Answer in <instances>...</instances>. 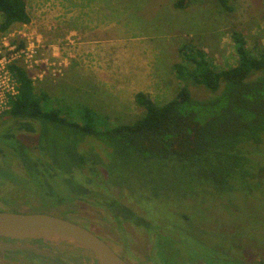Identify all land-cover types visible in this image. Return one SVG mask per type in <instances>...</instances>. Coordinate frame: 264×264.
<instances>
[{
	"label": "trees",
	"instance_id": "16d2710c",
	"mask_svg": "<svg viewBox=\"0 0 264 264\" xmlns=\"http://www.w3.org/2000/svg\"><path fill=\"white\" fill-rule=\"evenodd\" d=\"M191 1L176 0L174 6ZM215 1L232 11L229 0ZM0 13L1 32L30 21L24 0H0ZM232 39L237 55L232 66L215 68L201 49L183 52L189 66H174L183 81L177 94L155 103L137 92L142 114L115 125L97 123L86 105L76 119L73 105H49L28 73L11 64L18 93L0 115V178L20 183L44 210L84 201L108 211L119 224L153 232L160 264H170L163 250L173 248L174 238L158 231L162 226L151 219L147 203L165 199L163 204L190 225V211L171 208L193 190L201 187L195 195L204 200L205 189L213 190L224 208L228 203L222 198L250 194L249 183L263 179L264 165L255 154L264 149V52L250 51L238 32ZM87 138L96 147H83ZM15 160L23 178L13 171Z\"/></svg>",
	"mask_w": 264,
	"mask_h": 264
},
{
	"label": "rangeland",
	"instance_id": "374dc122",
	"mask_svg": "<svg viewBox=\"0 0 264 264\" xmlns=\"http://www.w3.org/2000/svg\"><path fill=\"white\" fill-rule=\"evenodd\" d=\"M24 1L30 21L10 29L40 41L44 60L27 70L36 89L47 94L51 106L73 105V119L83 105L90 107L100 125L128 123L140 116L137 92L155 103L174 97L183 83L174 66H189L183 52L191 48L203 50L217 69L236 62L233 32L244 37L254 54L264 52V0H229L232 11L215 0H192L181 8L174 6L176 0ZM96 145L91 138L82 143L86 148ZM255 158L264 165V149ZM13 162L14 173L23 178L21 165ZM249 184L250 194L222 198L230 210L221 207V197L213 190L205 189V200L195 195L201 187L193 190L186 203L170 207L190 211V225L163 204L165 199L147 203L151 219L163 228L158 231L174 238L173 248L163 250L169 263L264 264V175ZM35 197L20 183L0 178V211L52 213L91 227L133 263H162L153 232L147 235L141 227L119 224L92 203L77 200L44 210Z\"/></svg>",
	"mask_w": 264,
	"mask_h": 264
},
{
	"label": "water",
	"instance_id": "95a60500",
	"mask_svg": "<svg viewBox=\"0 0 264 264\" xmlns=\"http://www.w3.org/2000/svg\"><path fill=\"white\" fill-rule=\"evenodd\" d=\"M0 236L67 242L88 251L97 264H127L92 230L52 213L0 211Z\"/></svg>",
	"mask_w": 264,
	"mask_h": 264
},
{
	"label": "flooded vegetation",
	"instance_id": "af4514ba",
	"mask_svg": "<svg viewBox=\"0 0 264 264\" xmlns=\"http://www.w3.org/2000/svg\"><path fill=\"white\" fill-rule=\"evenodd\" d=\"M17 209L21 210L18 206ZM24 211L21 210V212ZM85 227L103 239L127 264H136L129 261L126 254H123L112 242L91 227L87 225ZM0 247V264H97L92 256L85 254L86 250L67 242L53 243L44 239H16L0 236ZM126 249L128 250L127 247Z\"/></svg>",
	"mask_w": 264,
	"mask_h": 264
},
{
	"label": "built area",
	"instance_id": "2783aa9c",
	"mask_svg": "<svg viewBox=\"0 0 264 264\" xmlns=\"http://www.w3.org/2000/svg\"><path fill=\"white\" fill-rule=\"evenodd\" d=\"M39 42L37 37H29L22 30L0 31V115L9 110L10 99L18 93V83L10 65L20 66L26 72L40 67L44 58L39 56Z\"/></svg>",
	"mask_w": 264,
	"mask_h": 264
}]
</instances>
